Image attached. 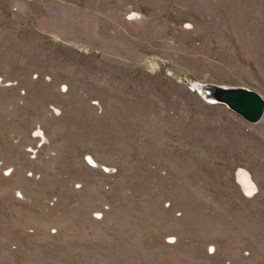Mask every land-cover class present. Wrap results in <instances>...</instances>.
Segmentation results:
<instances>
[{
  "label": "rangeland",
  "instance_id": "obj_1",
  "mask_svg": "<svg viewBox=\"0 0 264 264\" xmlns=\"http://www.w3.org/2000/svg\"><path fill=\"white\" fill-rule=\"evenodd\" d=\"M204 85L264 99V0H0V264H264V114Z\"/></svg>",
  "mask_w": 264,
  "mask_h": 264
},
{
  "label": "water",
  "instance_id": "obj_2",
  "mask_svg": "<svg viewBox=\"0 0 264 264\" xmlns=\"http://www.w3.org/2000/svg\"><path fill=\"white\" fill-rule=\"evenodd\" d=\"M202 88L211 92L210 97L212 99H209L211 102L226 106L248 123L258 122L264 114V99L256 91L243 87H220L216 85L199 87V89Z\"/></svg>",
  "mask_w": 264,
  "mask_h": 264
},
{
  "label": "bare ground",
  "instance_id": "obj_3",
  "mask_svg": "<svg viewBox=\"0 0 264 264\" xmlns=\"http://www.w3.org/2000/svg\"><path fill=\"white\" fill-rule=\"evenodd\" d=\"M132 14L134 15L135 13H132ZM216 86H218V85H216ZM200 92L207 99H212L210 97L211 92L206 91L204 88L200 89ZM90 161L93 162L92 160H90ZM93 165L96 166V164L94 162H93ZM237 178H238V180L240 182V185H241L242 189L246 193L250 194L252 192V190H254V188H255L254 184H253L252 180L250 179L249 175L245 171H242V170L239 171V173L237 174Z\"/></svg>",
  "mask_w": 264,
  "mask_h": 264
}]
</instances>
